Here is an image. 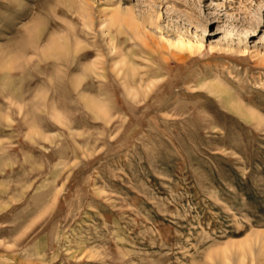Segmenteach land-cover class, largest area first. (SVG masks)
<instances>
[{
    "label": "rangeland",
    "instance_id": "rangeland-1",
    "mask_svg": "<svg viewBox=\"0 0 264 264\" xmlns=\"http://www.w3.org/2000/svg\"><path fill=\"white\" fill-rule=\"evenodd\" d=\"M264 0H0V264H264Z\"/></svg>",
    "mask_w": 264,
    "mask_h": 264
},
{
    "label": "bare ground",
    "instance_id": "bare-ground-1",
    "mask_svg": "<svg viewBox=\"0 0 264 264\" xmlns=\"http://www.w3.org/2000/svg\"><path fill=\"white\" fill-rule=\"evenodd\" d=\"M252 245H259L260 247L264 248V237H253V238H247L242 242H239L237 244L238 247L244 246L247 248H251Z\"/></svg>",
    "mask_w": 264,
    "mask_h": 264
}]
</instances>
